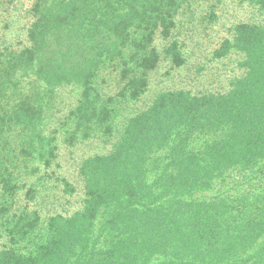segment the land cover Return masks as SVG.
<instances>
[{"label": "trees", "instance_id": "trees-1", "mask_svg": "<svg viewBox=\"0 0 264 264\" xmlns=\"http://www.w3.org/2000/svg\"><path fill=\"white\" fill-rule=\"evenodd\" d=\"M228 3L248 15L218 31ZM20 10L0 32V264H264V0Z\"/></svg>", "mask_w": 264, "mask_h": 264}, {"label": "rangeland", "instance_id": "rangeland-1", "mask_svg": "<svg viewBox=\"0 0 264 264\" xmlns=\"http://www.w3.org/2000/svg\"><path fill=\"white\" fill-rule=\"evenodd\" d=\"M31 2L32 0H3L4 4L0 5V32L3 31V29H5L4 26L6 24H9L11 28V30L7 28L9 30L8 32L9 38L16 39L14 38L15 37L14 34H16V31H18L21 26H23V22H24L18 19L17 14L21 12L20 10L21 8L26 6L28 7ZM221 14H222V20L220 21L221 26H219L218 31L223 30L221 28H223L225 25L236 22L242 18L247 17L248 15V13L247 14L244 13L235 4L232 3H228L225 6V8L221 11ZM89 151H90V147L88 145L81 146L75 149L72 153L68 149H62L63 154L61 160L63 164L64 173L67 175H71L70 177L76 179L77 174H76L75 166L77 165L78 159L81 154Z\"/></svg>", "mask_w": 264, "mask_h": 264}]
</instances>
